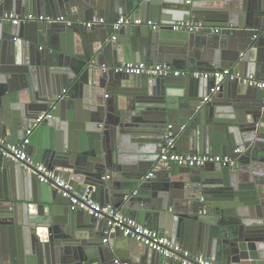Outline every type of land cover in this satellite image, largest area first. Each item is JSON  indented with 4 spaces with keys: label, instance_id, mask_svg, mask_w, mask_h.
I'll use <instances>...</instances> for the list:
<instances>
[{
    "label": "water",
    "instance_id": "1",
    "mask_svg": "<svg viewBox=\"0 0 264 264\" xmlns=\"http://www.w3.org/2000/svg\"><path fill=\"white\" fill-rule=\"evenodd\" d=\"M4 13L75 21L0 23L6 143L20 142L50 112L26 153L77 194L128 210L213 264H264V89L191 74L230 66L264 80V0H0ZM120 14L140 23L123 25L113 39L111 22ZM94 17L105 24L83 25ZM189 18L203 27L171 29ZM124 62L167 64L184 74L114 71ZM168 124L180 152L230 163L157 166ZM58 188L0 148V264H111L116 257L180 264L118 229L112 246H103L107 216L71 209Z\"/></svg>",
    "mask_w": 264,
    "mask_h": 264
},
{
    "label": "built area",
    "instance_id": "2",
    "mask_svg": "<svg viewBox=\"0 0 264 264\" xmlns=\"http://www.w3.org/2000/svg\"><path fill=\"white\" fill-rule=\"evenodd\" d=\"M193 0H186L187 3ZM10 21L12 24H18L21 22L31 21H65L67 24H72L73 20H68L64 16L51 17L44 14L35 15L29 13L22 17L12 15L11 13L0 14V23ZM106 19L104 17H94L92 20L84 21L83 25L90 28L94 25L105 24ZM112 27L115 34L112 35L114 39L116 33L122 28L123 25L139 24L138 18L131 19L129 15H121L115 21H112ZM147 25L151 28H156V23L151 20H147ZM203 27L201 20L196 19H183L171 24V29L174 31H187L197 32ZM213 32H218L219 28H212ZM110 66H103L104 69H108ZM114 71L125 74H146L149 76H179L184 74L181 70H176L167 64H160L155 62H139L131 63L124 62L114 66ZM193 76L202 75L207 78H235L241 81L243 84L249 87H256L264 89V80L258 79L253 74H242L239 71L234 72L232 68H220L212 72H199L192 71ZM217 86H213L211 91H215ZM66 90L64 89L63 92ZM50 112H41L36 118L35 122L26 129L25 136L22 140L16 144L6 143L0 137V148L3 149V153L12 159L18 161L22 160L29 164L35 172L38 173L40 181H52L59 188V192L64 197H69L71 209H83L95 216H107L106 228L104 230L105 237L104 242H107L111 233L118 229L122 232L123 236L134 238L135 240L143 243L148 248L168 257L172 261H178L180 264H213L212 260L202 255H192L191 252L184 248L179 242H172L171 239L163 232L156 228H149L142 225L139 221L129 215H125L121 210L112 204L101 205L98 201L91 198L89 195H80L74 191L71 183L66 180L62 175L55 174L47 165L39 160H34L26 153V146L29 143V136L33 129L43 120L51 118ZM230 158L219 154H207V153H189L184 154L179 152L175 147V136L172 131V124H168L164 140L159 147V159L157 166H163L165 163L171 162L178 166L197 168L208 163H220L222 165H228ZM152 172L149 173L151 175ZM111 264H133L128 260L115 258Z\"/></svg>",
    "mask_w": 264,
    "mask_h": 264
},
{
    "label": "crops",
    "instance_id": "3",
    "mask_svg": "<svg viewBox=\"0 0 264 264\" xmlns=\"http://www.w3.org/2000/svg\"><path fill=\"white\" fill-rule=\"evenodd\" d=\"M121 15H123V14H120V16ZM189 19H195V18H189ZM196 20H200V19H196ZM214 28H217V27H213V29ZM213 32V31H212ZM215 32V31H214ZM219 32V31H218ZM216 33V32H215ZM241 55V54H240ZM189 67H191V65L189 66ZM225 68H227L228 66H224ZM230 67V66H229ZM174 68V67H173ZM188 68V67H187ZM231 68V67H230ZM174 69H176V70H181L180 68H174ZM191 69H195V68H191ZM242 73V72H241ZM171 76H173V75H171ZM178 150V149H177ZM179 152H180V150H178ZM185 154V153H184ZM123 213L125 214V215H129L130 216V214H129V212H128V210H124L123 211ZM147 227V226H146ZM103 235H102V240H101V242H102V245L103 246H112V239H110V237H109V239L107 240V242H104L103 241V238L105 237V235H104V232L102 233ZM121 239H123V237L122 236H120V237H118L117 238V240H119V241H121ZM122 251L124 250V246H122V247H119ZM117 258V257H116ZM120 259V258H119ZM137 260V259H136ZM132 263L133 264H137L136 262H133L132 261Z\"/></svg>",
    "mask_w": 264,
    "mask_h": 264
}]
</instances>
